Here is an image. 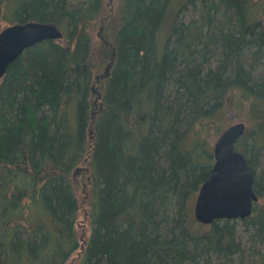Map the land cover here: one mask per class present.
<instances>
[{"label": "trees", "instance_id": "16d2710c", "mask_svg": "<svg viewBox=\"0 0 264 264\" xmlns=\"http://www.w3.org/2000/svg\"><path fill=\"white\" fill-rule=\"evenodd\" d=\"M6 1L14 22H55L74 44L36 43L0 80V264H64L78 246L73 264H197L205 251L237 250V219L264 232V173L253 168L264 155V70L245 71L238 57L254 48L251 68L264 54V3L121 0L104 90L92 109L84 31L93 11L68 0H0L1 18ZM197 3L207 23L215 13L225 18L219 30L180 20ZM215 44L221 59L204 66ZM228 104L248 109L237 148L258 200L247 217L201 223L192 198L213 157L200 134L216 127ZM82 203L88 235L75 227ZM256 254L249 264H264V251Z\"/></svg>", "mask_w": 264, "mask_h": 264}, {"label": "rangeland", "instance_id": "374dc122", "mask_svg": "<svg viewBox=\"0 0 264 264\" xmlns=\"http://www.w3.org/2000/svg\"><path fill=\"white\" fill-rule=\"evenodd\" d=\"M259 3H264V0H258ZM72 5L81 4L84 2L85 8L88 6L90 11H93L95 17L91 21H87L84 35L88 38V46L90 48L89 61L93 68L92 74V92L90 98L95 105L92 109H96L104 90V82L106 77V70L108 68V63L111 57V47L113 44L114 34L117 29L118 16H119V6L121 0H68ZM197 6H189L184 12L180 14V20L184 23H187L189 20H194L198 23H201L203 26V31L205 33L214 32V29L221 28L222 26L218 25V19L221 17L218 13L214 15V21L212 24L204 21L201 15V11ZM2 13L4 18L0 17V29L7 24L13 23L14 19L11 16V7L10 4L6 1L2 6ZM75 19V18H74ZM71 18L72 22L74 21ZM225 19V18H224ZM223 19V20H224ZM214 22L217 27L214 28ZM225 29V28H224ZM64 36L60 39H57L59 43L66 45L69 41L74 44L73 38H71L72 33H67L63 31ZM71 32V31H70ZM217 32V31H216ZM254 48L246 47L240 54L239 59L244 65V70H251V73L258 75L264 70V54H261L252 67L250 63L252 60V50ZM206 56H208L207 61L204 63V66L214 67L217 65L219 59H221V47L219 44H215L211 49L205 51ZM201 60V59H200ZM2 78V77H1ZM0 78V80H1ZM247 114L248 109L244 104H228L223 112L219 113L217 116V122L214 123L216 126L212 130L203 131L200 134L202 139L208 141V146L210 151L212 150V145L217 138L220 131L225 128L227 125L235 121H244L247 123ZM72 115V114H69ZM73 116H70L69 123L73 124ZM204 137V138H203ZM213 162V161H212ZM253 168L256 174L259 176L264 173V155L259 154L253 159ZM85 184L83 179H80L79 186L77 188V194L80 200L85 201ZM197 191H195L192 200H195ZM193 213V212H192ZM87 208L84 203L81 204L79 212L77 214L78 221L75 224L78 235L85 234L88 235L90 232L89 227L87 226ZM255 226L249 224L246 225L240 220H236L235 230L233 234V239L236 242L238 248L237 250L231 252L229 255L225 256L222 253L205 251L202 254L197 264H225V259L227 264H237V262L243 261L244 264H249L251 259H255L258 251H264V232L255 234ZM227 257V258H226ZM79 258V246L76 247L66 262L64 264H73Z\"/></svg>", "mask_w": 264, "mask_h": 264}, {"label": "water", "instance_id": "95a60500", "mask_svg": "<svg viewBox=\"0 0 264 264\" xmlns=\"http://www.w3.org/2000/svg\"><path fill=\"white\" fill-rule=\"evenodd\" d=\"M63 31L55 23L41 20L16 21L0 29V78L8 65L26 48L46 39H60ZM246 130L244 121L223 128L215 139L213 162L200 183L193 203V216L201 223L215 219L244 218L251 214L258 200L254 176L237 142Z\"/></svg>", "mask_w": 264, "mask_h": 264}]
</instances>
